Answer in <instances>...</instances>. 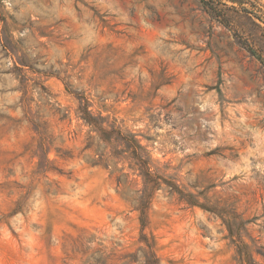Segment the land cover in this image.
<instances>
[{"label": "rangeland", "instance_id": "374dc122", "mask_svg": "<svg viewBox=\"0 0 264 264\" xmlns=\"http://www.w3.org/2000/svg\"><path fill=\"white\" fill-rule=\"evenodd\" d=\"M244 7L0 0V264H264V0ZM131 138L207 208L163 183L143 226Z\"/></svg>", "mask_w": 264, "mask_h": 264}, {"label": "trees", "instance_id": "16d2710c", "mask_svg": "<svg viewBox=\"0 0 264 264\" xmlns=\"http://www.w3.org/2000/svg\"><path fill=\"white\" fill-rule=\"evenodd\" d=\"M233 3H238L240 6H242V11L245 13V17L248 19H251L250 15L248 14L249 11L246 7H244V4L247 2V0H230ZM205 4H209L206 1H204ZM235 7V6H234ZM209 8H214L213 5H209ZM225 24L229 26L228 21H224ZM260 27V25H258ZM244 45L250 51L251 54L256 55L263 63H264V57L259 54L249 43L248 41L244 42ZM80 107H79V114L81 118L88 124L90 125L94 131H97L102 139L111 141L110 139V133L105 125H104V117L99 114L96 115L89 107V102L87 100L82 99L80 101ZM128 141H125L124 143L126 144L127 148H133L134 146V151H132L133 154H136V162L135 165L138 166V169L140 170V175L144 179V189L143 193L140 197V202L137 207V209L140 211V220L142 225H146L147 222V210L149 208L152 196L154 192L159 189L163 183L167 185V188L171 193H179L181 198L186 200L189 204L191 205H199L204 208L205 205L199 203V201L195 198V196L192 193H188L180 189L179 185L173 181H168L164 180L159 174L155 173L151 169V162L149 157L143 156L140 152L139 149H143V147L138 143V141L134 138L127 139ZM163 180V181H162Z\"/></svg>", "mask_w": 264, "mask_h": 264}]
</instances>
